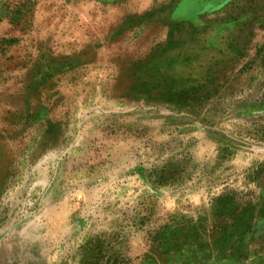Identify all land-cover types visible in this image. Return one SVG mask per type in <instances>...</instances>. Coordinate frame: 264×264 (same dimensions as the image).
I'll use <instances>...</instances> for the list:
<instances>
[{"label": "rangeland", "instance_id": "1", "mask_svg": "<svg viewBox=\"0 0 264 264\" xmlns=\"http://www.w3.org/2000/svg\"><path fill=\"white\" fill-rule=\"evenodd\" d=\"M0 264H264V0H0Z\"/></svg>", "mask_w": 264, "mask_h": 264}]
</instances>
